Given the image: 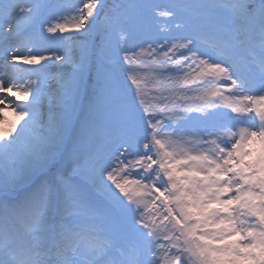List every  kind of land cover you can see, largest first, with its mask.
I'll use <instances>...</instances> for the list:
<instances>
[{
  "label": "snow or ice",
  "instance_id": "snow-or-ice-1",
  "mask_svg": "<svg viewBox=\"0 0 264 264\" xmlns=\"http://www.w3.org/2000/svg\"><path fill=\"white\" fill-rule=\"evenodd\" d=\"M0 264H264V0H0Z\"/></svg>",
  "mask_w": 264,
  "mask_h": 264
},
{
  "label": "trees",
  "instance_id": "trees-1",
  "mask_svg": "<svg viewBox=\"0 0 264 264\" xmlns=\"http://www.w3.org/2000/svg\"><path fill=\"white\" fill-rule=\"evenodd\" d=\"M107 2H108V3H111V2H112V0H107Z\"/></svg>",
  "mask_w": 264,
  "mask_h": 264
},
{
  "label": "rangeland",
  "instance_id": "rangeland-1",
  "mask_svg": "<svg viewBox=\"0 0 264 264\" xmlns=\"http://www.w3.org/2000/svg\"><path fill=\"white\" fill-rule=\"evenodd\" d=\"M12 119V118H11Z\"/></svg>",
  "mask_w": 264,
  "mask_h": 264
}]
</instances>
